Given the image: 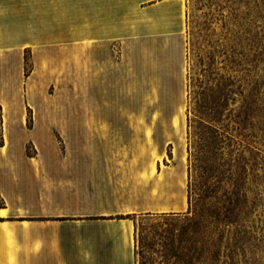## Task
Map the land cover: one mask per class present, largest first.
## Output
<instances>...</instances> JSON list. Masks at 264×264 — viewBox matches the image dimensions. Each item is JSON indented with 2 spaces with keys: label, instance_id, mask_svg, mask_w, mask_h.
I'll use <instances>...</instances> for the list:
<instances>
[{
  "label": "rangeland",
  "instance_id": "1",
  "mask_svg": "<svg viewBox=\"0 0 264 264\" xmlns=\"http://www.w3.org/2000/svg\"><path fill=\"white\" fill-rule=\"evenodd\" d=\"M178 4L180 35L142 41L137 55L115 44L113 67L0 57V176L32 220L17 232L44 242L23 260L140 264L143 240L158 261L264 264V0ZM225 91L218 121L200 115L202 92L215 107ZM203 123L222 133L224 173L189 202V148ZM183 197L184 211H146Z\"/></svg>",
  "mask_w": 264,
  "mask_h": 264
},
{
  "label": "crops",
  "instance_id": "2",
  "mask_svg": "<svg viewBox=\"0 0 264 264\" xmlns=\"http://www.w3.org/2000/svg\"><path fill=\"white\" fill-rule=\"evenodd\" d=\"M178 2L0 0V57L22 56L26 51L43 56H90L95 67H113L112 58L108 57H112L115 44L121 46L122 56L129 55L130 46L137 55L142 41L170 40L180 35L183 14L182 8H177ZM142 9L148 17H142ZM117 64L116 67H128L123 61ZM4 147L0 145V164L9 156L7 152V156L3 155ZM160 194L169 198L171 191L165 189ZM0 195L4 198L0 204V264H32L31 257L23 260L22 251L33 254L44 248V242L39 238L27 242L17 232L16 226L24 232L29 230L32 220L26 217L27 213H18L16 199L2 176ZM186 207L187 199L183 197L179 202L158 203L146 211L174 212Z\"/></svg>",
  "mask_w": 264,
  "mask_h": 264
},
{
  "label": "trees",
  "instance_id": "3",
  "mask_svg": "<svg viewBox=\"0 0 264 264\" xmlns=\"http://www.w3.org/2000/svg\"><path fill=\"white\" fill-rule=\"evenodd\" d=\"M204 94L203 101L199 105L200 110L199 113L202 116H207V118H211V120L218 121L217 114L221 112V109L225 106L224 103H221L222 99H226L225 97L229 96V93L225 91L223 93V97L217 101L215 107L208 105V101H206L207 94ZM207 110H211L210 113H207ZM200 117L202 120L204 117ZM202 125V122L200 123ZM203 127L206 130L201 129L200 132H196L197 139L194 142V150L189 148V184H188V191H189V202L191 201V193L197 190H201L205 192L207 195L211 191H213L214 187H216V183L220 182V177L224 173V166L225 161L222 157V146L221 143L223 139L220 137L222 133L218 132L215 128L212 127V124H204ZM176 212H162L161 214H174ZM149 215L153 214L151 212L148 213ZM152 247L144 243L141 240L140 249L137 252L140 256V264H192L191 260L187 259V257H181L178 253H165L163 255L164 259L158 261L156 259H150L146 257V254L150 252ZM187 256V255H186ZM176 257L175 261H170V258Z\"/></svg>",
  "mask_w": 264,
  "mask_h": 264
},
{
  "label": "bare ground",
  "instance_id": "4",
  "mask_svg": "<svg viewBox=\"0 0 264 264\" xmlns=\"http://www.w3.org/2000/svg\"><path fill=\"white\" fill-rule=\"evenodd\" d=\"M95 116V115H94ZM176 207H178V206H176ZM1 213L2 214H5L6 213V210H1Z\"/></svg>",
  "mask_w": 264,
  "mask_h": 264
}]
</instances>
